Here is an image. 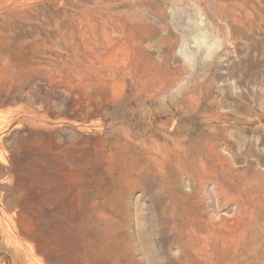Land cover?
Returning a JSON list of instances; mask_svg holds the SVG:
<instances>
[{
  "label": "rangeland",
  "instance_id": "1",
  "mask_svg": "<svg viewBox=\"0 0 264 264\" xmlns=\"http://www.w3.org/2000/svg\"><path fill=\"white\" fill-rule=\"evenodd\" d=\"M219 180L264 264V0H0V264H177Z\"/></svg>",
  "mask_w": 264,
  "mask_h": 264
},
{
  "label": "bare ground",
  "instance_id": "2",
  "mask_svg": "<svg viewBox=\"0 0 264 264\" xmlns=\"http://www.w3.org/2000/svg\"><path fill=\"white\" fill-rule=\"evenodd\" d=\"M195 145H197V144H195ZM216 149H217V147H216ZM213 155L216 156L215 153ZM201 157H202V155H201ZM216 162H218V161H216ZM200 165L203 166L204 164L202 165L200 163L198 166H200ZM205 167L203 166L202 169H204ZM226 168L223 167L221 169L226 170ZM210 170L212 172V169H210ZM196 171H198V169H196ZM228 171L229 170H227V172ZM198 173H199V171H198ZM205 174H207V172ZM225 174H227V173H225ZM201 175H203V174H201ZM210 175H212V174H210ZM210 175L208 174V176H210ZM194 177L196 178L195 175H194ZM200 177H202V176H200ZM216 177H218V176H216ZM229 177H232V176H229ZM212 179H213V175H212ZM194 180L195 181L192 180L194 183L197 182L198 177H197V180L196 179H194ZM217 180H218V178H217ZM231 182H230V184H231ZM202 183H203V179H201L200 183H197V184H199V186H200V185H202ZM232 184H233V182H232ZM203 185H204V183H203ZM189 186H188V188L191 189ZM199 186H197V187L200 188V190H201L202 186H200V187ZM214 186H216V188H214L215 191L213 190L214 194L211 192V194H213V195L210 196V198L214 199L213 201L216 203L218 209L219 208H225L228 204L233 203L234 204L233 213H229L230 215H228V213L227 214H225V213L221 214L220 213L221 215H215L216 211H214L215 216L212 219L211 218L209 219V217L207 216L209 221H205L204 220L205 218L203 219V214H204V208L207 206L204 207L203 201H206L207 199L205 197V200H202V196L199 195L200 190L198 191V188H196V193L194 191L195 194L193 195V197L197 200L195 202H193L192 205H190L188 195H185V193L183 191H182V194H184V195H179V196H177L176 194L174 195V199L172 201L173 204L171 205V210L169 212V218L171 221V226L169 229L167 228L166 236L167 237L169 236L168 242L170 244L171 243L175 244L178 248V256L176 257V259L173 258L175 260L174 262H176L177 264H238V259L240 258L239 260L242 261L241 259H243L242 257H244V256H241V254H239V251H243L245 249V243H246L245 234H246L247 230L249 229V226H251L250 225V219L251 218H250L249 208H248V205L247 206L245 205V203H244L245 201L242 199V196H241V192L243 189H245V186L243 185L241 188V186H239L237 184L236 185L233 184V186L235 187V191H236V194H234V195L231 194L233 189L230 188V189H232L231 193H230L229 187L228 186H227L228 188L225 187L226 185L223 183V180L217 181ZM131 190H132V188H131ZM245 190H243V191H245ZM175 192H177V191H175ZM202 192H201V194H202ZM190 195L192 196V194H190ZM203 198H204V196H203ZM191 199L192 198H190V200ZM208 202H206L204 204L206 205ZM165 204L167 205V203H165ZM208 204L210 206V202ZM212 206L214 207V205H212ZM152 207H155V206H152ZM217 207H216V209H217ZM207 208L209 209V207H207ZM161 211L164 212L163 210H161ZM217 213H219V212H217ZM205 214H207V213H205ZM211 217H212V215H211ZM160 224L158 222V225H160ZM164 224L165 223H163L162 225H164ZM160 228H163V227L160 226ZM161 231H163V230H158V232L156 233L155 236H162L163 233ZM251 236H253V235L251 234ZM158 241L160 242V245L163 246V247H160V246L159 247L162 248L161 250H164V243L162 242V240L160 238L158 239ZM169 246H171V245H169ZM172 263H173V261H171V258L168 255L166 257L164 256L163 264H172Z\"/></svg>",
  "mask_w": 264,
  "mask_h": 264
}]
</instances>
